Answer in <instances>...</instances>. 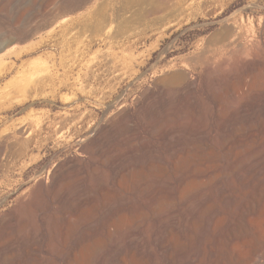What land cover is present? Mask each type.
Masks as SVG:
<instances>
[{"label": "rangeland", "instance_id": "obj_1", "mask_svg": "<svg viewBox=\"0 0 264 264\" xmlns=\"http://www.w3.org/2000/svg\"><path fill=\"white\" fill-rule=\"evenodd\" d=\"M263 18L264 0H0V264H22L27 260L31 264H56L54 254L60 247L52 244L59 243L57 237L62 230L54 226L52 212L63 214V233L70 238L80 235L78 222L94 218L97 201L117 197L113 171L131 189L139 171L151 167L159 170L160 158L191 151L193 142L187 138H231L235 145L223 153L224 181L230 190L236 188L231 197L235 203L250 201V219L258 222L252 206L259 198L264 201V72L250 76L253 85L248 105L241 103L225 84H210L202 61L207 59L214 67L211 74H222L225 64L237 68L239 59L229 51L228 45H233L229 29L243 27L247 40L252 44L258 41L264 48ZM178 71L195 80L196 88L182 89L175 97L170 94V100L169 95H152L150 104H157L142 108L147 103L143 102L144 94L157 86L185 85L183 78H174ZM254 76L260 81H254ZM254 88H260V92H254ZM122 99V107L131 114L128 119L117 107ZM97 124L107 131L102 137L108 138L105 154L94 151V144L86 145ZM190 128L196 132L191 133ZM159 138L180 139L167 147ZM143 143L152 144L149 153L113 167L110 161L114 156L128 150L133 153ZM245 155L249 157L245 159ZM71 159L80 160L81 166L69 163ZM58 167L66 175L54 189L43 191L40 184H45L51 170ZM68 169L71 172L67 176ZM249 169L248 184H243V175L238 172L243 174ZM98 176L106 183L97 181ZM70 186L72 192L67 188ZM63 189L65 194L69 190L66 202L58 203L56 199ZM83 193L91 197L87 206L79 202ZM131 196L133 191L127 193ZM37 204L43 206L42 220L47 224L49 221L48 230L42 229L36 217ZM52 204L56 206L53 210ZM57 204L62 207L58 209ZM216 205L219 207L213 200L218 208ZM22 210L27 216L22 226H3L7 214ZM260 219L264 220V212ZM250 226L252 247L258 243V235L254 225ZM90 232L94 234V230ZM33 234L40 239L28 246ZM99 237L100 244L90 247L79 264H93L94 255L106 243L105 236ZM195 243L196 239V250ZM184 250L183 244L177 245L176 252ZM35 255H39L37 262L30 260Z\"/></svg>", "mask_w": 264, "mask_h": 264}, {"label": "bare ground", "instance_id": "obj_2", "mask_svg": "<svg viewBox=\"0 0 264 264\" xmlns=\"http://www.w3.org/2000/svg\"><path fill=\"white\" fill-rule=\"evenodd\" d=\"M241 24L243 25L244 23L242 22ZM224 33H222L223 36ZM228 33H229L228 36H232L233 38L232 40H230V42H232L233 45H228L230 46L229 51L232 52L239 59L237 68H234L229 64H225L223 66L224 72L222 74H219L217 72L211 74L212 70H214V67L211 66V64L207 59L202 61V65L204 64V67L207 71L206 78L208 77L210 84H216V82H221L225 84L223 86H227V88H229L233 92V94H236L240 97L241 103H245L249 105L250 84L253 85V81L250 80V76L252 77L253 76L252 74H254L255 72H260V73L264 72V48H261L260 43H258V41L253 44L250 43V40L249 41L247 40L248 33L245 34L243 32V27L241 28L239 26L238 27L231 26ZM237 40L241 41L239 42L240 44L236 43ZM256 50L260 51V53L258 54ZM254 52L256 53L255 56L253 54ZM197 57L199 58L200 56ZM200 59L202 60V57H200ZM178 72H176L177 75L174 78L175 79L178 77H180L181 79L183 78L185 80V85L182 88L157 86L156 90H154L153 92L150 91L144 94L143 102L144 103L147 102V103L142 108L148 105H151L152 107V105L155 106L154 104H157V102L156 103L152 102L153 104H150L151 100L148 99L152 95H169L168 96L169 98L170 94L173 96L177 95L176 93L179 94V92L182 89L186 91H190L196 88L197 85L195 80H189L185 72L184 74L183 72L182 73L179 72L178 74ZM173 75L174 74H172L171 76ZM254 77L256 78V76ZM255 78L254 81L255 80L260 81L259 80L260 77L259 79L258 78L255 79ZM171 79H173V77H171ZM250 81L252 83H250ZM258 81H256L257 84L259 83ZM177 86H179V83ZM261 87L262 85L260 86V88ZM263 89H264V85H263ZM259 90L257 88L253 89L254 92H257ZM122 102L123 99L120 100L117 107L121 112V116L127 118V116H130L131 114L124 107H122ZM214 103L216 102L214 101ZM221 103L222 102L220 101V104ZM145 110H149V109H145ZM234 112H236V110ZM238 115L236 116L238 117ZM221 124L222 122L220 123V125ZM184 125H188V124L186 123ZM184 125H182V127H184ZM104 128H105L104 125L97 124V126L94 128V131H92L91 133L92 138H88V142L86 144V145L94 144V151L96 152L99 151L101 154L106 153L105 146H107L106 144L108 141V138H102L104 137L103 133L107 132L104 131ZM185 129L182 128L181 130L183 131ZM190 129H191V133L192 130H195L194 132H196V129H192V128ZM179 133L181 132L179 131ZM120 139L123 140L124 138H119V140ZM159 139L163 141L167 147H170V145H174V143L178 142L180 138H159ZM187 139L193 142L192 143L193 150L192 149L191 151L188 150L187 152H185V154L175 155L171 153L170 155L167 154L168 156L166 155L165 158H160L162 159V165L159 170L155 169L154 167H151L148 171H143V172L139 171L140 173L139 175H137L138 177L132 179L134 186L131 189L121 182L122 178L119 177L117 171H113L112 181L117 188V191H115L117 192V195H115L117 197L114 196L112 197V195H111L112 197L111 199L108 198L104 199L100 197L101 199L97 201L98 204L95 206L97 213L94 216V218L83 219L80 222H78L79 225L76 224L78 225L77 227L78 229L77 228L76 229L79 230L80 233L82 232L80 235H77L75 237L73 236L72 238H70L68 237L69 236L68 234L67 236L65 233H63L62 231L64 229V224L60 223V221L63 220V214L62 213L59 214L56 210L52 212L51 220H53L54 226L57 225V227L60 228V230H62L59 237H57L59 243L52 244V245H59L58 248L60 247L59 250L54 254L56 264H79L80 260L86 255V251L90 247H92L93 245L95 247L96 245L100 244L102 239L99 237V234L105 236L106 243L105 245L103 244L104 246H102L99 252H97L96 255H94L93 264H261L262 259H264V220L260 219V216L262 212H264V201H262V199L259 198L255 203L256 205L253 204L252 208L258 214L259 216L258 219L260 222L259 221L252 222V220L250 219V201L243 202L240 205H239L240 202L235 203V201L231 197L235 195L233 193H235L236 188L234 187L235 188L234 190H230L231 187L226 186L224 181L223 153L228 152V150L232 148L235 144L233 143L231 138H187ZM128 140H126L125 138V141ZM150 144L149 145L148 144L145 145L144 143L140 144L141 149L134 151L131 149L133 153L129 152L128 150V153H124L119 156H114L113 158L114 160L110 162L113 164L114 168L120 167V165L123 166L124 160L133 159L134 157L135 158L138 157L140 154L146 155V153H149ZM122 148H121V152H123V150L125 149L124 148L122 150ZM246 155L244 157L245 159L249 157V156L247 157ZM236 157H238L237 154L235 156V159ZM244 158L241 159L244 160ZM69 163L75 164L79 167L81 166L80 160L78 162L77 160L71 159L69 160ZM129 163L127 165H129ZM232 164L233 163H231L230 165ZM152 165L155 166V164ZM68 168L70 169V164L68 165ZM70 172L71 171H69V174L67 173V176L70 175ZM238 173L243 175L242 176L243 184L247 183L250 177V169L248 170V172H245L243 174L242 171ZM63 174L66 175L65 173L60 171L59 167L54 168L53 170H51L50 175L48 174L49 177L47 176L48 179L45 180L44 182L45 184L43 183L40 184V188L43 191H48V192L51 191L52 189L55 188L61 177L64 176ZM103 178L104 177L102 176H98L97 181L99 180L100 182H103V184H105L106 180L105 178L103 180ZM229 178L231 179V176ZM94 180H96V178ZM60 182L63 183L62 180ZM235 185L236 184H234V186ZM76 187L79 188V186ZM67 188H69V190L71 191L70 189L71 186ZM75 188H73L74 192H75L74 190ZM80 188H82L81 185ZM190 188H194L193 192H191V194H186L185 192ZM69 190L67 189L68 193ZM78 190L79 189H77V191ZM99 190L101 192L99 193L102 195V191H101L102 189L99 188ZM55 191L57 192L59 191V189ZM132 191L134 192V196H131L130 198L127 197V193L130 194V192ZM66 194H65V189L61 190V193L56 199L58 203L64 201V197H66L65 196ZM53 195H55V193ZM37 198L38 199L36 200H40L39 197ZM90 198L91 197L90 195H88V193L87 194L83 193L82 195H80L79 202L81 203V205L87 206L89 204ZM213 200L214 202H218L219 207L216 205L218 208H215L213 206ZM30 201H28V204ZM40 204L43 205L42 202ZM36 206H37L36 208L37 210L35 213L36 217L39 220L42 229L48 230L49 221L47 224L42 220V218L44 217V209L42 207L44 205L41 207L37 204ZM55 207L56 206L52 204L50 208L53 210ZM59 207L62 206H58V209ZM32 209L33 208H31V210ZM86 209L88 210V207ZM23 211L24 210H22V212L19 213L10 212L9 214H7L6 218L2 222L3 226L6 227H13L20 225L22 226V224H24V222L27 219V216L25 214L26 212ZM35 214L33 213L34 216ZM67 216L69 215L67 214ZM250 225H254L256 229V233L258 235V243H256L252 247H250V227H251ZM67 226L69 227V224H67ZM198 228L200 229V232H196V229L198 231ZM84 230H86L85 231L86 233H83ZM92 230H94V234L93 232H90ZM99 230H101L102 232L98 233ZM38 231L36 230V232ZM34 235L35 234H33L32 237ZM56 236H58V234ZM39 239L40 236L35 235L33 238H31V241H29L28 246L31 245L30 242L33 245H36ZM194 239H196V243H195V245L197 246L196 250L193 249ZM25 243H27V241ZM178 244H183V246L185 247L184 252L181 253L178 251L176 252V247ZM24 245L26 246V244ZM55 248L57 250V246H55ZM157 248H160L159 254L157 253ZM33 249L37 250L38 248L36 246H33ZM53 249L52 252H54ZM31 259L37 262L39 260V255H35L34 257L30 258V260ZM49 261L47 260L48 263ZM28 263L31 264L29 260H27V262L22 264H28Z\"/></svg>", "mask_w": 264, "mask_h": 264}]
</instances>
